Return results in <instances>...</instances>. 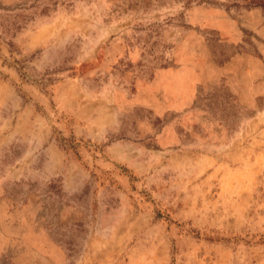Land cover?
I'll return each mask as SVG.
<instances>
[{
  "label": "rangeland",
  "instance_id": "obj_1",
  "mask_svg": "<svg viewBox=\"0 0 264 264\" xmlns=\"http://www.w3.org/2000/svg\"><path fill=\"white\" fill-rule=\"evenodd\" d=\"M0 264H264V0H0Z\"/></svg>",
  "mask_w": 264,
  "mask_h": 264
}]
</instances>
